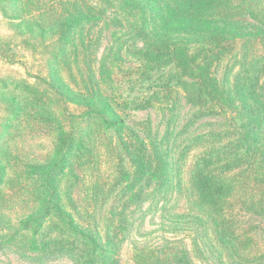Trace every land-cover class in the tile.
<instances>
[{"label": "rangeland", "instance_id": "374dc122", "mask_svg": "<svg viewBox=\"0 0 264 264\" xmlns=\"http://www.w3.org/2000/svg\"><path fill=\"white\" fill-rule=\"evenodd\" d=\"M251 2L227 0L224 7L248 32L263 30L246 49L250 59L263 58L256 77L264 82V0L255 10ZM65 19L74 24L53 52L49 44ZM166 40L191 54L206 48L203 37L161 32L145 0H0V264H227L205 215L192 206L187 170L201 152L239 136L232 84L245 48L236 43L240 53L214 62L212 75L230 103L206 109L167 67L143 73L142 52ZM60 126L79 136L56 177L60 206L73 223L44 215L35 228L47 192L36 172L52 162ZM131 152L151 157L157 180L144 176L127 191ZM263 157L248 159L258 165L248 172L260 174L252 183L242 180L248 160L232 165L229 174H241L225 212L256 250L264 249ZM73 228L86 238L75 240L76 249H28L32 239L71 242Z\"/></svg>", "mask_w": 264, "mask_h": 264}, {"label": "trees", "instance_id": "16d2710c", "mask_svg": "<svg viewBox=\"0 0 264 264\" xmlns=\"http://www.w3.org/2000/svg\"><path fill=\"white\" fill-rule=\"evenodd\" d=\"M145 1L151 11L152 21L161 32L169 35L186 34L203 37L206 48L199 53L191 54L177 42L159 41L154 44L153 48L142 52L143 73L159 71L167 67L166 72L170 74L171 79H175V84L189 86L192 91V102L202 108L220 110L223 104L230 103L229 96L220 89L212 75L211 68L215 61H219L227 54L240 53L234 44L240 43L245 48L240 53V69L234 74L232 84L233 97L237 103L239 115L237 121L239 136L225 145L201 152L194 158L187 170L189 176L187 190L192 199V206L200 209L205 215L208 228H210V236L215 244L225 252L227 264H264V249L256 250L257 245L251 242L252 239L246 234L247 230L225 214L226 210L233 207L231 200L236 192L235 180L239 181L238 175L241 174L240 172L229 174L234 173L230 171L233 168L232 165L240 160L246 162L255 157L257 153L264 155V82H258L256 77L257 65L263 62V58L250 59L246 49L249 37L257 36L258 33L262 36L263 30L259 28L256 32H248L249 30L242 23L231 20V13L234 11L224 7L227 0ZM251 4L254 10L258 7L257 0ZM8 10L9 13L13 11L9 7ZM255 13L258 15L257 12ZM73 24L71 19H65L60 24L59 38L62 37V39L58 38L49 44L53 52L62 47L68 29ZM33 39L42 40L41 36ZM47 75L51 77L49 72ZM35 78L46 83L48 87V81L37 76ZM168 85L169 82H165L160 87L164 89ZM32 91L37 92V90ZM76 137L79 136L66 132L60 126L56 148L51 158L52 162L48 167L36 172L41 173L46 181L47 192L42 201L44 207L40 210L43 216L35 220V228L41 227L42 217L50 215L62 221L63 225L73 223L64 215L60 206L61 200L59 201L57 193L56 177L69 162V153L78 142ZM259 139L261 140L260 146L258 145ZM130 156H132V166L135 167L133 166V176L129 178V183L126 185L127 191L134 189L144 176H147L150 181L157 180V167H154L151 157L146 158L134 152H131ZM253 160L252 162L247 161V166H250L248 170H242L245 174V177L242 176L243 181L245 178L252 183L254 175L259 174L258 171L248 172L258 166L255 164V159ZM261 176L264 177V174ZM249 184L247 183L245 187L250 186ZM70 236L74 239L71 242L59 238L41 242L32 239L28 249L35 253L65 249L71 251L77 248L75 240L85 238H82L75 228ZM251 244H253L252 247H250ZM103 253L104 250H101V254ZM110 253L111 251H108V254ZM258 254L260 255L256 256ZM87 255H89L88 261L93 262L92 252Z\"/></svg>", "mask_w": 264, "mask_h": 264}]
</instances>
